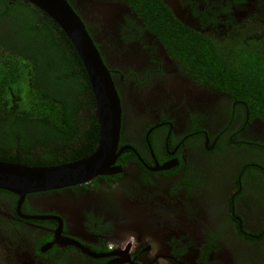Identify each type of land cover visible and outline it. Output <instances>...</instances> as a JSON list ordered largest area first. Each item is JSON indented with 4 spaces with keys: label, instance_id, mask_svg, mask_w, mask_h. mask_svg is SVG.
<instances>
[{
    "label": "flooded vegetation",
    "instance_id": "1",
    "mask_svg": "<svg viewBox=\"0 0 264 264\" xmlns=\"http://www.w3.org/2000/svg\"><path fill=\"white\" fill-rule=\"evenodd\" d=\"M66 1L121 99L119 171L23 202L0 190V264H264V119L156 31L167 14L227 60L264 59V0ZM95 112L81 143L48 152L91 156Z\"/></svg>",
    "mask_w": 264,
    "mask_h": 264
},
{
    "label": "trees",
    "instance_id": "2",
    "mask_svg": "<svg viewBox=\"0 0 264 264\" xmlns=\"http://www.w3.org/2000/svg\"><path fill=\"white\" fill-rule=\"evenodd\" d=\"M175 21L165 14L167 29L156 31L166 42L175 41L178 54H186L208 84L223 87L264 119V59L248 54L227 60L209 38ZM93 107L83 65L59 25L24 0H0V161L63 164L48 150L81 143L85 112ZM89 125L75 160L98 141L94 118Z\"/></svg>",
    "mask_w": 264,
    "mask_h": 264
},
{
    "label": "water",
    "instance_id": "3",
    "mask_svg": "<svg viewBox=\"0 0 264 264\" xmlns=\"http://www.w3.org/2000/svg\"><path fill=\"white\" fill-rule=\"evenodd\" d=\"M46 13L64 32L88 75L96 101L100 141L96 151L77 162L51 167H35L0 161V190L18 196L55 192L110 175L119 156L122 103L108 67L81 18L66 0H24ZM180 13V14H179ZM176 16L185 18L182 12ZM56 201L54 198H52ZM48 204L56 205L53 201Z\"/></svg>",
    "mask_w": 264,
    "mask_h": 264
}]
</instances>
